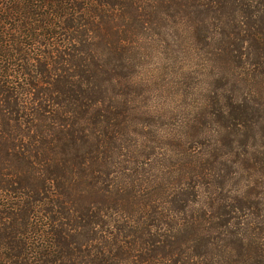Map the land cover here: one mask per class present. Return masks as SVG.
I'll return each instance as SVG.
<instances>
[{
  "label": "trees",
  "instance_id": "1",
  "mask_svg": "<svg viewBox=\"0 0 264 264\" xmlns=\"http://www.w3.org/2000/svg\"><path fill=\"white\" fill-rule=\"evenodd\" d=\"M115 9L140 24L174 10L215 47L208 149L157 218L121 172L125 118L99 51L116 36ZM0 264H264V0H11L0 14Z\"/></svg>",
  "mask_w": 264,
  "mask_h": 264
},
{
  "label": "rangeland",
  "instance_id": "2",
  "mask_svg": "<svg viewBox=\"0 0 264 264\" xmlns=\"http://www.w3.org/2000/svg\"><path fill=\"white\" fill-rule=\"evenodd\" d=\"M10 5L11 0H0V14L5 15ZM169 11L141 24L122 19L119 9L111 11L117 33L104 39L99 49L102 65L111 73L112 102L125 118L122 143L130 149L120 157L125 163L121 172L130 175L132 180L125 179L138 198L151 196L157 208L153 218L170 214L173 196L186 181L183 175L193 167L191 160L204 157L207 121L216 109L210 98L217 90L221 93L215 83V47L205 33L197 35L185 17ZM200 112L206 116L193 125Z\"/></svg>",
  "mask_w": 264,
  "mask_h": 264
}]
</instances>
